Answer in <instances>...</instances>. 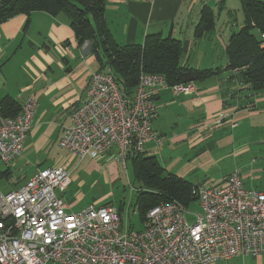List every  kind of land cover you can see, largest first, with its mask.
Listing matches in <instances>:
<instances>
[{
  "label": "built area",
  "instance_id": "obj_1",
  "mask_svg": "<svg viewBox=\"0 0 264 264\" xmlns=\"http://www.w3.org/2000/svg\"><path fill=\"white\" fill-rule=\"evenodd\" d=\"M163 89L187 94L194 85H169L162 74L140 73L132 96L125 97L112 73H92L58 146L80 159L109 155L126 167L127 155L143 151L146 141L163 142L152 128ZM37 104L28 96L14 116L0 114V165L21 153ZM70 182L64 167L51 166L0 193V264H208L264 254V190L245 187L239 170L218 186L193 185L199 213L161 202L148 209L140 229L129 228L113 204L68 210L55 190Z\"/></svg>",
  "mask_w": 264,
  "mask_h": 264
},
{
  "label": "crops",
  "instance_id": "obj_2",
  "mask_svg": "<svg viewBox=\"0 0 264 264\" xmlns=\"http://www.w3.org/2000/svg\"><path fill=\"white\" fill-rule=\"evenodd\" d=\"M242 3L243 0L239 18L230 12L229 0H107L104 18L120 44H142L148 33L158 32L180 40L182 64L224 68L228 62L229 37L243 25ZM203 7L212 11L214 24L209 31L196 33ZM224 10L227 14L218 22ZM97 70L98 62L89 42L77 41L64 13L51 15L35 10L18 13L0 23V100L10 96L21 105L26 97L33 96L38 102L21 153L10 164L0 165L3 166L0 167V181L5 179L8 184V187L5 183L1 185L6 188L2 187L0 193L17 189L34 172L50 167L31 157L37 155L38 149L51 147L64 151L58 146V139L63 128L71 124L72 109L86 98L89 77ZM234 72L219 70L207 79L193 82L194 89L187 94L174 95L169 89L161 90L155 98L152 128L163 142L157 146L148 140L142 152L155 155L167 171L192 184H223L228 174L216 179L206 171L216 160L212 150L206 148L215 136L214 129L225 126L231 129L221 132L215 140L216 146L224 147L234 142L237 128L247 125L244 128L250 131L257 122L264 121V93L237 92L240 83L229 77ZM222 113L226 116L220 119ZM63 153L53 166L69 170L75 158L90 159H80L67 150ZM103 159L111 160L109 155H104L96 162ZM58 192L67 209L74 211V202L66 199L65 190ZM120 214L125 222L122 210ZM246 258H240L243 264ZM234 259L239 258L208 264ZM261 262L259 256L257 263ZM50 263L58 262L46 264Z\"/></svg>",
  "mask_w": 264,
  "mask_h": 264
},
{
  "label": "trees",
  "instance_id": "obj_3",
  "mask_svg": "<svg viewBox=\"0 0 264 264\" xmlns=\"http://www.w3.org/2000/svg\"><path fill=\"white\" fill-rule=\"evenodd\" d=\"M106 2L0 0V23L18 13L35 10L51 15L64 13L77 41L89 42L98 62L97 71L112 73L125 97L132 96L140 73L162 74L166 82L172 85L204 80L225 69L235 71L229 77L240 83L237 92L264 93V0H243V25L229 37L226 46L228 62L224 68H196L182 64L183 47L180 40L169 35L162 36L158 32L148 33L142 44L118 43L104 18ZM213 24L212 11L203 7L195 32H207ZM246 97H249L248 94ZM19 109V102L10 96L0 100V114L3 116H14ZM126 163L133 167L134 176L140 184L135 206L141 220L149 208L161 202L176 201L187 207L196 200L192 194L194 184L167 171L155 155H145L142 151L132 152L127 155ZM116 207L120 213L122 205Z\"/></svg>",
  "mask_w": 264,
  "mask_h": 264
},
{
  "label": "rangeland",
  "instance_id": "obj_4",
  "mask_svg": "<svg viewBox=\"0 0 264 264\" xmlns=\"http://www.w3.org/2000/svg\"><path fill=\"white\" fill-rule=\"evenodd\" d=\"M229 1L232 5L230 12L233 13V16L241 18V0ZM226 14L225 10L222 11L218 22H221ZM218 60L220 61V59ZM245 126L247 125L237 128L234 142L224 147L216 146L215 140L221 135V132H229L231 129L229 126L222 127V129L212 128L216 131L215 136L209 140L206 148L212 150L216 160L211 162L206 171H209V175H214L216 179H221L223 175L239 170L247 188L260 190L264 188V121L257 122L256 127L250 131L249 128H244ZM48 148L38 149L37 155L31 157L37 163L53 167V162L67 149L61 151L56 148ZM66 157L70 158L67 155ZM126 164L127 166L124 167L113 159L96 162V159L92 158L82 160L75 158L69 170L66 169L70 174L71 184L65 189L66 199L74 202L73 210L77 211L90 204L97 207L108 202L114 206L122 205V211L126 216L125 222L129 228L140 229L143 222L135 206L137 189L140 184L134 176L133 167L129 163ZM0 167L3 168V166ZM4 183L8 187L7 180L4 179L0 181V189L5 187H1ZM55 192L59 194L58 190ZM185 211L199 213L197 201H192ZM191 217V214H187L189 220L192 219ZM259 256L262 257L261 264H264V254ZM259 256H247L244 264H259L257 263ZM238 258L221 261L218 264H243L241 260L243 257L239 256Z\"/></svg>",
  "mask_w": 264,
  "mask_h": 264
}]
</instances>
